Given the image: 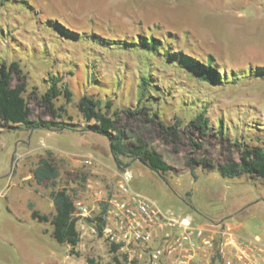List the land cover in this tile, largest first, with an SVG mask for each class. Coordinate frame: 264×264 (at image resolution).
<instances>
[{
	"label": "rangeland",
	"instance_id": "obj_1",
	"mask_svg": "<svg viewBox=\"0 0 264 264\" xmlns=\"http://www.w3.org/2000/svg\"><path fill=\"white\" fill-rule=\"evenodd\" d=\"M211 54L222 75L218 82L204 80L191 66L205 64ZM2 61L19 63L22 72L14 74V82H27L32 120L61 121L49 114L41 96L50 76L62 79L59 86L69 82L72 99L62 95L55 103L65 105L71 120L65 119L76 126L0 127V264L110 261L109 241L92 219L126 166L134 173L133 189L163 211L201 220L236 212L234 223H250L263 213V178L223 177L197 166L195 179L185 160L206 157L220 164L238 160L245 146L264 147V0H0ZM83 94L111 100L112 110L145 108L121 113V123L133 141L143 137L172 165L167 181L147 166L151 173L143 174L139 160L124 157L129 165L117 164L109 139L85 129L77 106ZM203 110L211 131L190 135L186 124ZM146 112L158 116L149 120ZM159 121L181 128L175 145L162 137ZM192 141L199 143L196 151ZM48 154L59 168L57 187L89 209L77 213L80 255L52 236L50 221L33 219L27 204L55 213L53 185L34 177L39 159ZM86 157L93 164H84ZM209 188L225 196L213 198ZM187 191L196 210L185 201Z\"/></svg>",
	"mask_w": 264,
	"mask_h": 264
},
{
	"label": "trees",
	"instance_id": "obj_2",
	"mask_svg": "<svg viewBox=\"0 0 264 264\" xmlns=\"http://www.w3.org/2000/svg\"><path fill=\"white\" fill-rule=\"evenodd\" d=\"M158 41V40H157ZM191 65V63H190ZM198 71V74L207 81L218 82L221 80V71L214 66L213 55H209L205 64L191 65ZM22 69L17 61L7 63L0 62V127L23 124L28 128H48L52 130L74 129V123L69 120L71 117L67 114V109L64 104L56 106L55 101L59 100L63 95L67 101L72 99L73 92L69 87V82L50 76L49 88L41 96L42 101L47 106L49 114L53 117L61 118V121L56 120H32L31 108L25 96L27 90V82H14V74L21 75ZM144 85L148 84V78H143ZM112 101H104L95 95L83 94L78 101V109L85 121L87 122V130L102 134L110 141V148L114 159L119 166L129 165L125 163L123 158L128 157L131 160H139L151 170L159 174L167 181L165 174L173 167L164 158L163 154L156 148L152 147L147 140L141 136H137L133 141L127 131V127L121 123V113L134 115L144 111L145 108L112 110ZM112 110V111H111ZM207 110L200 111L197 115L192 117L186 124V129L190 135L194 132L198 134H207L211 131L210 118L206 115ZM146 117L149 120H155L157 113L146 112ZM178 123L181 121L178 120ZM160 125V133L165 140H170L174 145L181 133V128L176 124H164L162 121L158 122ZM223 132V127H219ZM195 151L199 148V143L192 141ZM50 154L51 151L49 152ZM186 166L190 170L193 177L197 178L196 167L202 166L204 170H217L224 177L234 178L242 174H249L264 179V147L260 145L245 146L240 152L239 159H228L224 163L215 164L206 157L196 158L186 157ZM59 176V168L54 159L43 156L34 169V177L40 184L50 182L53 188L50 192L51 198L55 206V213L49 215L42 213L39 209L34 207L33 202H29L31 216L39 222L50 221L53 226L52 236L60 243H66L70 247V253L80 255L79 244L81 242V232L78 228L79 217L77 215V207L74 196L65 187H57V178ZM185 201L196 210V207L191 201V192H187ZM105 210V209H104ZM102 210L92 220L98 226L100 234H103V212ZM109 249L112 253V258L105 264H124L121 255L118 253V246L109 243ZM91 264H95L92 258H88Z\"/></svg>",
	"mask_w": 264,
	"mask_h": 264
},
{
	"label": "built area",
	"instance_id": "obj_3",
	"mask_svg": "<svg viewBox=\"0 0 264 264\" xmlns=\"http://www.w3.org/2000/svg\"><path fill=\"white\" fill-rule=\"evenodd\" d=\"M82 161L86 165L94 162L92 157ZM133 178L132 169L123 167L115 191L100 199L103 207L99 205L100 212L105 209L103 235L110 244L118 246L124 264H264L251 247L241 246L234 254H225L216 238L205 236L192 215L166 214L133 189ZM89 186L93 188L92 184ZM102 193L100 190L99 196ZM75 204L77 213H88L82 201L75 200Z\"/></svg>",
	"mask_w": 264,
	"mask_h": 264
},
{
	"label": "crops",
	"instance_id": "obj_4",
	"mask_svg": "<svg viewBox=\"0 0 264 264\" xmlns=\"http://www.w3.org/2000/svg\"><path fill=\"white\" fill-rule=\"evenodd\" d=\"M139 167H140L141 172H143V174L151 173L146 168V165H144L140 161H139ZM218 174H219L218 176L221 175L219 172ZM234 178H238V176ZM240 182H244V181H240ZM134 190L143 194L141 191L135 188ZM217 190L219 191L220 189H217ZM217 190H213L212 188L211 189L209 188V193L211 194L213 198L218 197V196L219 198L220 197L222 198L225 196L224 194L219 193ZM234 192H236V194L240 193L237 189H235ZM145 196L149 198L151 201H153L147 195ZM191 196H192V193H191ZM27 204L29 205L28 201H27ZM163 212H165L168 215L174 216V217H183L186 215V214H183V212H179V213L171 212V211H168V212L163 211ZM235 214L236 212L233 214L221 216L218 219L206 217L205 220H201V219H197L194 217L193 218H194L195 224L204 229L206 237L216 238V241L220 244L225 254L232 255L241 246H245V247L253 248L256 251V253L259 254L264 259V211L261 215L255 217V220L250 223H246L242 221H240L239 223L232 222V219L235 216ZM230 242L234 244H230Z\"/></svg>",
	"mask_w": 264,
	"mask_h": 264
}]
</instances>
